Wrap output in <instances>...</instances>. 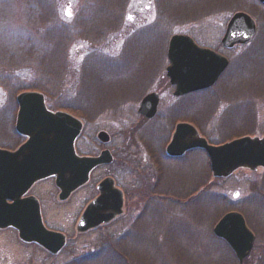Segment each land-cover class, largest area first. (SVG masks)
Wrapping results in <instances>:
<instances>
[{
    "label": "rangeland",
    "instance_id": "1",
    "mask_svg": "<svg viewBox=\"0 0 264 264\" xmlns=\"http://www.w3.org/2000/svg\"><path fill=\"white\" fill-rule=\"evenodd\" d=\"M227 1L233 5L227 7ZM25 2L0 0V65L5 64L10 57H24L31 45L33 48L39 47L34 13ZM80 4L81 0H57L59 17L70 21L77 15ZM236 12L246 13L254 20L257 29L253 40L260 36L264 43V7L257 0H167L165 4L161 0H126L121 8L117 30L103 44L92 45L77 40L71 45L67 54L69 76L62 87L68 96L74 95L77 90L84 92L83 88L75 87L74 81L84 62L97 63L94 55L102 54L117 59L132 38L141 47L140 55L132 59L130 67L109 75L99 74L104 84L101 82L91 87L92 94L87 96L88 100H83L84 106H80V109L71 106V113L65 111L84 123V129L75 144L79 154L96 153V134L103 131L111 138L107 149H122V146L127 145V153L139 161L137 170L131 172L128 168H121L120 176L116 177L120 188L127 193L124 213L107 227L77 233L75 226L78 217L95 192L93 186H87L66 202L60 203L53 182L47 180L40 184L39 191L43 214L49 226L66 235V247L58 256H51L31 244H23L12 230L0 231V264H227L230 261L239 264L224 242L211 232L219 219L229 212L241 213L256 238L251 253L241 264H264V170L250 172L241 169L225 180L215 181L206 155L195 150L177 161L161 158L160 169L154 175L153 158L146 148L148 145L153 155L156 151L164 153L174 127L179 122L204 128L202 131L206 136L198 133L205 139L211 137L209 144L212 146L234 140L236 135L247 131L254 133L249 138H264V90L262 94L246 95L235 100L231 95H226L237 89L232 83L224 92L209 93V98L212 97L210 100L206 97L204 103L195 96L193 103L184 111V117L169 116L171 109L178 107L182 99L172 96L173 87L165 75L169 38L172 35L188 36L197 46L213 50L231 62L243 50L240 47L225 50L220 46V40L227 21ZM155 25L160 32L165 29L167 33L164 32L162 42L164 57L158 62L151 60L150 53L151 44L155 41L156 33L151 38ZM130 49L127 52L129 55ZM257 56L260 79L253 81H257L262 90L264 48ZM152 69L156 71L153 78H144L146 74L150 75L147 71ZM24 72L16 71L20 76L17 78L23 83H30L32 73L26 75ZM136 74L143 80L139 89L134 90L138 91L131 93V79ZM124 86L130 88L126 97L116 101L115 95L110 104L95 110L98 105L110 101L97 105L98 100L118 94ZM151 92L159 94L157 114L155 119L141 123L136 112L141 99ZM194 94L197 93L190 95ZM44 98L50 110L63 111L56 109L59 100ZM246 101L250 102L249 108H245ZM8 107L11 111H6ZM13 107L8 103L5 91L0 88L1 149L14 148L17 143L14 134L6 131L13 119ZM223 122L228 124L224 127ZM137 125L141 128H136ZM132 127L136 130L129 132ZM131 139L136 141V146L132 145ZM104 175L114 176L113 170L98 171L92 179L96 182ZM146 176L150 177L146 179ZM157 177L159 185L154 191L150 187ZM201 194L211 200H217L220 196L224 201L217 205H209L199 199L193 202Z\"/></svg>",
    "mask_w": 264,
    "mask_h": 264
},
{
    "label": "water",
    "instance_id": "2",
    "mask_svg": "<svg viewBox=\"0 0 264 264\" xmlns=\"http://www.w3.org/2000/svg\"><path fill=\"white\" fill-rule=\"evenodd\" d=\"M257 1L264 6V0ZM255 32L256 25L249 15L235 13L226 25L221 46L231 49L235 45H244ZM166 57L165 73L169 84L174 86V97L209 89L228 66L226 58L198 47L191 38L183 35L169 39ZM16 102L15 131L27 140L13 153L0 150V229L11 227L22 242L35 243L56 254L64 246V237L47 231L38 206L30 211L27 200H20V196L32 183L54 177L58 199L64 201L87 182L93 168L109 163L110 159L106 152L97 158L77 157L73 144L81 132L80 121L68 113L49 112L42 94L21 93ZM157 105L158 95L148 94L142 99L137 113L150 119L155 115ZM97 138L105 143L108 136L100 132ZM193 149L205 152L214 178H227L238 169L251 172L264 169V138L242 137L212 146L190 124H177L166 147V155L179 158ZM98 191L99 196L85 208L76 225L78 233L107 224L122 213V195L112 188L111 179L103 180ZM6 200L12 203L7 205ZM212 233L225 241L239 264L250 254L255 241L244 218L237 212L222 216Z\"/></svg>",
    "mask_w": 264,
    "mask_h": 264
},
{
    "label": "trees",
    "instance_id": "3",
    "mask_svg": "<svg viewBox=\"0 0 264 264\" xmlns=\"http://www.w3.org/2000/svg\"><path fill=\"white\" fill-rule=\"evenodd\" d=\"M25 1L27 7L32 11V13H34V19L36 21L35 35L39 42V47L33 48L31 45L26 51V55L24 57L19 59L10 57L5 61V64L0 65V88L5 91L8 103L14 102L15 97L22 92L36 91L44 94V96L51 101L59 100V105L56 108L57 110L60 109L71 113V106L80 109V106L83 105V100H88L87 96L92 94L91 87H93L95 84H100L101 82L104 84L103 77L100 78L99 74L109 75L117 71H121L126 67H130L133 63L132 59L140 55L141 47L135 42V39L133 38L132 40L128 41L127 46L123 49V52L117 57V59H113L102 54L94 55L97 63L84 62L79 69L76 80L74 81L75 87H77V89L80 87L83 88L84 92H79L77 90L74 95L68 96L67 92H65L62 87L69 76L67 55L69 48L77 40H81L92 45L103 44L109 35L117 30L116 27L118 26L117 22H119L121 8L126 0H81L77 15L70 21H64L59 17L57 10V0ZM161 1L164 4L167 2V0ZM168 1L172 2L173 0ZM225 4L227 7L233 5L229 1L225 2ZM86 7L87 10L85 9ZM157 25L154 26L151 32V38H153L156 33L154 36L155 41L153 44H151L152 47L150 48V53H152L151 60L154 62L160 61L164 57L165 52V49L163 50L162 44L165 29H161L162 32H160ZM129 47H131V55L127 53ZM240 48L243 51L238 56H236L233 61L231 60L225 73L214 87L194 95L182 97V99H180L179 106L174 110L171 109L169 116L181 118L184 115V111H186L188 106L195 100V96L204 103L206 97L208 100L211 99L212 96L209 98V93L214 91L218 93L224 92L232 83L237 87V89H233L232 92H229L226 95H231V97H234L235 100L239 97L245 98L246 95L254 96L257 94H262L264 89L261 90V85L257 81L256 83L253 81L260 79V70L258 68V64L260 62L259 59H257V54L261 53L262 49L264 48L262 38L260 36L259 39L256 37L255 40H252L245 46H240ZM95 64H97V66ZM18 70H24L26 75H28L30 72L32 73L30 75V83H23V80H19L17 78L19 75L16 74V71ZM152 70L147 71L150 73V75L146 74L144 78L152 79V76H154L156 73L155 70ZM140 77L141 76H139V74H136L135 78L132 76L130 85L133 89L131 90V93L138 91L134 90L136 88L139 89V85L142 83L143 79H140ZM129 90V86H124L120 89L118 94L101 98V100H98L99 103H96L97 105L106 100L110 101L102 106L98 105L95 110H101L105 105L110 104L115 95H117V97L114 99L116 101H119L122 97H126L127 93H129ZM141 94L143 95V93ZM135 95L137 96L138 94ZM81 102L82 104H80ZM215 104L216 103H214V105ZM244 105L245 108H249L250 102L246 101ZM203 114L204 113H202V117ZM83 117L84 115L81 114V118ZM205 117L206 115L204 118ZM143 122H146V120L141 119V123ZM227 124L228 123L223 122L224 127ZM194 126L198 129L199 133L201 132L204 136H206L202 131L204 128H201L196 124H194ZM138 127L141 128L140 125L136 126V128ZM136 128L132 127L129 132L135 131ZM0 133H3V131ZM253 135L254 133L247 131L240 135H236V138ZM210 138L206 137V140L210 142ZM131 140L132 143L136 145V141L133 139ZM127 148L129 149V147ZM146 148H148V153H150L151 157L153 158L154 155L152 151H150V147L147 145ZM187 155L189 154H186L184 157L178 160L184 159ZM136 165H139V161L136 162ZM152 166V169L154 170L153 174L155 175L156 172L158 173L157 170L155 171L157 165L152 163ZM149 177L150 176H146V179ZM216 180L218 179H215V181ZM153 186L154 185H152V187ZM193 192H196V190H193ZM185 198L188 197L186 196ZM196 199H199L201 202H206L209 205H217L219 203L222 204L224 201V198L219 196L217 200L212 199L214 200L212 202L209 197L205 195L202 197V194L194 198L193 202ZM206 199L207 201H205ZM176 201L178 202L177 198ZM226 210L227 209L224 211L226 212ZM201 211L202 210L200 209V212ZM227 250L229 249L227 248ZM227 264L236 263L234 261H230L227 262Z\"/></svg>",
    "mask_w": 264,
    "mask_h": 264
},
{
    "label": "flooded vegetation",
    "instance_id": "4",
    "mask_svg": "<svg viewBox=\"0 0 264 264\" xmlns=\"http://www.w3.org/2000/svg\"><path fill=\"white\" fill-rule=\"evenodd\" d=\"M156 94L158 95V106H159L160 98H159V94L158 93H156ZM11 104L14 106L13 107V110H12V113H11V115L13 116V119H12V122H11L10 126L9 125L7 126L6 131L8 133L14 134V136L17 139V143H15L16 146L14 148H4V150L9 151V152L15 151L26 140L25 137H22V136L16 134V131H15V121H16L18 104H17V102H11ZM158 106L156 108L155 116L153 118H151V119H145L143 117H140V119H144L146 121H150L152 119H155L156 114H157V110H158ZM8 110H9V107H8V109L6 111H8ZM9 111H11V110H9ZM83 129H84V123H83L82 131H83ZM99 132H103V131H99ZM98 133L96 134V141H95L96 144H97V146H98V151L96 153H88V154H84L83 155V154H79L77 152V150H76L77 155L80 156V157H85V158H97V157H99L101 155V153L106 152L108 154V156H109L110 162L107 163V164L98 165L97 167H95L94 169H92L90 171V173H89L87 182L83 186H81L80 188H78L76 191H74L73 193H71L70 196L68 197V199L72 195L76 194L78 191L86 188L87 186H90V185L93 186V189H94L95 192H93V195L91 196L90 200L85 204V206H84V208L82 210V212H83L84 209L87 207V205L91 201H93L94 199H96L98 197V195H99L98 185L103 180H105L106 178H109L112 181V188L115 189V190H117V191H119L121 193V195H122V214L119 215L118 217L114 218L108 224L99 225L95 229L90 230L88 232H91V231H94V230H97V229H100V228H103V227H107L110 224H112L113 222L117 221L123 215V213H124L123 212V209L125 208V201H126L127 193L120 188V186L118 184V181L116 180V177H119L120 176V170H121V168H123V169L128 168V170L131 171V172H134L135 169L137 170V167H136L137 166L136 165V162L137 161L134 160L135 159L134 155H131V154H128L127 153V145L122 146V149H120V148H118V149H116V148L107 149V145L111 144V138H110V136L106 132H104V133L107 134L108 138H107V141L105 143H103V142H101L97 138ZM132 145L133 146H136L134 144H132ZM127 155H129L128 158H127ZM161 158H162V160L163 159L164 160H167L168 159V157L165 154V150H164V153L163 152H160L159 153L157 151L154 153V157L152 159V161H153L152 163L154 165H157V167L155 168V171L156 170L159 171V169H160L159 168V164L161 163ZM109 168H111L113 170L114 176L104 175L100 179L96 180V182L94 181V179H92L94 177V174L96 172H98V171H105V170H107ZM47 180H51L53 182V186H54V179L53 178H48V179H45V180H42V181L34 182L20 196V200H27V205L30 208V211L34 210V207L37 205L38 208H39V214H40V218H41V221H42V224H43L44 228L46 230H48V231L56 232V233H59V234H61V235L64 236V242H65V244H64V246L62 247V249L58 253L52 255V254L48 253L47 251H45L48 255L58 256L59 254L62 253V251L66 247V245H67V238H66V235L63 232H60V231H58L56 229H53L51 226L48 225V223L45 220V217H44V214H43V205H42L43 202L41 200V197H39V191H40V184L43 183V182H45V181H47ZM140 184L143 185V181H141ZM152 185H154V186L153 187L151 186L150 189L153 188V190L155 191V189L159 185L158 184V177L156 178L155 182H153ZM55 191L57 192V195H58V190L56 188H55ZM67 200L60 201V203L66 202ZM11 203H12L11 201H6V204L7 205H10ZM82 212H81V214H82ZM81 214L79 215L78 220H79ZM78 220H77V222H78ZM9 230L14 231L16 233V235H17V232L14 229H12V228H7V229L0 230V231L3 232V231H9ZM31 245L35 246L36 248L42 249L41 247H39V246H37L35 244H31Z\"/></svg>",
    "mask_w": 264,
    "mask_h": 264
}]
</instances>
